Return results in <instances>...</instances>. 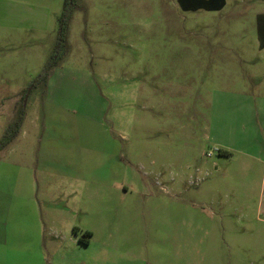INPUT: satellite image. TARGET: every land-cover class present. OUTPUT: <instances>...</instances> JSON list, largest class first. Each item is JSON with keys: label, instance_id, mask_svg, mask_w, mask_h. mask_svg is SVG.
Segmentation results:
<instances>
[{"label": "rangeland", "instance_id": "1", "mask_svg": "<svg viewBox=\"0 0 264 264\" xmlns=\"http://www.w3.org/2000/svg\"><path fill=\"white\" fill-rule=\"evenodd\" d=\"M71 1L66 51L46 82L33 84L52 56L64 0H0V136L24 105L18 134L0 150V170L31 164L39 138L69 146L82 134L100 135L87 122L100 109L118 140L120 192L90 186L103 207L68 214L88 198L85 186L56 179L40 197L42 207L51 200L58 210L55 230L37 236L45 249L26 263L264 264V156L242 154L248 143L241 141L234 144L240 151L220 154L209 139L212 90L264 97L256 30L264 0H226L216 11H183L178 0ZM254 114L264 126V104ZM10 183L0 181L2 201ZM14 195L24 197L19 188ZM20 215L0 231L28 234ZM84 230L92 231L87 244Z\"/></svg>", "mask_w": 264, "mask_h": 264}, {"label": "crops", "instance_id": "2", "mask_svg": "<svg viewBox=\"0 0 264 264\" xmlns=\"http://www.w3.org/2000/svg\"><path fill=\"white\" fill-rule=\"evenodd\" d=\"M225 4L226 0H178V6L183 11L197 9L216 11L221 10ZM257 16H259L258 28L256 23L258 47L262 48L264 46V12L258 13ZM93 89L91 88L89 91L95 96L96 92ZM136 91L135 95H138L140 92H138V89ZM214 92L218 93V96L216 100L213 97L210 100V110L214 114H211L209 120V130H211L209 139L218 148V152L222 150L220 154H230L231 151L241 150L242 154L252 159L264 156V126L261 125L259 120L255 121L253 119V113H255V117L259 115L264 104V97H260L257 93L248 95L245 91H227L226 94L221 95H219L220 90H212V94ZM234 110L239 111L240 114L245 110L250 112V114H247L249 120H245L239 115L225 117L219 113L220 111L234 112ZM97 111L95 117L87 122L90 126L96 127L98 130L95 131H99L100 135L94 133L82 134L76 139L75 145L71 142L69 146L59 144L57 137L39 138L34 160L32 159V151H26L28 154L25 157L31 156V164L15 161L10 164L4 173L0 170V181L3 178V181L8 180V183L10 179L13 182L8 184L10 193L12 191L8 199L2 201V198H0V225L5 227L14 225V222L17 221L16 217L18 216H16V213L18 212L23 220L29 222L31 230L21 237H18L15 233L11 234L9 231L7 233L0 231V235L6 234L0 237V243L3 239L6 244L10 243L11 240L15 243L20 240L19 244L13 247L2 246L5 242L0 244V264H22L20 262L27 264L26 261L31 259L30 256L36 258L40 254V249H45L44 243H38L36 238L45 231H47V234H51L55 230L52 226L53 215L58 210L56 208L53 210L54 203L51 200V206L43 205L42 207L40 197L45 188L46 190L53 188L56 179L64 178L68 185L72 184L74 186L76 182H79L77 185L82 184L85 186L83 193L88 198L81 202L80 199L76 200L78 196H75L77 204L70 206L68 214L74 207H80L84 214H89L93 206L103 207L101 205L102 200L92 201L93 192L90 186H115V192L117 194L120 192L117 178L121 167L124 168V166L120 159L121 153L118 150V140L115 136L108 134L110 130L104 127V123L100 118L101 110ZM220 120H222V123H219ZM232 122L234 123L232 124ZM120 136L117 137L121 138ZM237 141L248 144L246 148L240 147V150H238L234 145ZM258 142L260 145H258ZM12 149L13 147L10 145L9 150L12 151ZM19 174L20 177H18ZM15 188H19L23 193L24 197L21 200H14ZM6 201L9 202L8 208L3 210L2 202L6 203ZM18 202L21 204L19 211L16 208ZM38 214L41 217V223ZM55 214H58V212ZM25 224L27 225V222ZM89 232L91 236L92 231ZM90 236L87 238L83 236L87 239V243ZM34 240L35 244L31 243ZM26 243L29 244L25 246ZM10 258L14 260V263L8 262Z\"/></svg>", "mask_w": 264, "mask_h": 264}, {"label": "trees", "instance_id": "3", "mask_svg": "<svg viewBox=\"0 0 264 264\" xmlns=\"http://www.w3.org/2000/svg\"><path fill=\"white\" fill-rule=\"evenodd\" d=\"M71 11H72V1L64 0L62 11L60 13V16L58 17L57 40L55 43L52 56L44 64L42 70L40 71L36 79H34L33 84H39V83L44 84L47 80V76L50 69L58 62L61 56L65 53L66 51L65 33L67 28L66 26L71 15ZM258 24H259V16H257V28H258ZM23 117H24V105L21 104V107L17 110L15 117L6 125L4 131L0 136V150L7 147L16 137V135L19 132ZM221 152L222 150L221 151L219 150V153ZM82 236L87 238L88 236H90V232L84 231ZM86 238L80 239V241L83 244H86L87 243Z\"/></svg>", "mask_w": 264, "mask_h": 264}]
</instances>
